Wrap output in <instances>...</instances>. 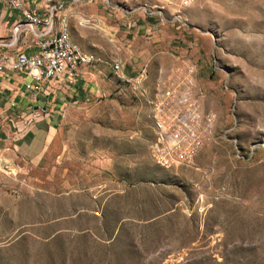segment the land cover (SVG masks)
<instances>
[{
	"label": "rangeland",
	"instance_id": "obj_1",
	"mask_svg": "<svg viewBox=\"0 0 264 264\" xmlns=\"http://www.w3.org/2000/svg\"><path fill=\"white\" fill-rule=\"evenodd\" d=\"M181 13L182 56L214 114L191 162L152 159L147 103L114 78L66 109L39 164L0 171V264H264V0H193ZM76 21L93 59L123 50ZM174 62H153L148 93Z\"/></svg>",
	"mask_w": 264,
	"mask_h": 264
},
{
	"label": "crops",
	"instance_id": "obj_2",
	"mask_svg": "<svg viewBox=\"0 0 264 264\" xmlns=\"http://www.w3.org/2000/svg\"><path fill=\"white\" fill-rule=\"evenodd\" d=\"M22 1L38 14L45 13V0ZM52 1L62 3L55 12L56 17L68 14V36L75 44H79V37L73 31L78 24L76 20L81 17L92 21L90 28L105 31L106 40L113 36L123 48L113 58L117 56L121 59L125 73L132 74L144 68L150 75L154 73L151 71L153 62L159 57L175 60L183 55L182 28L165 22L157 29H151L156 15L149 16L146 11L153 8V0ZM19 19L20 11L0 0V52L35 51L36 46L29 32L21 33L11 46L2 45V42L10 40L11 27ZM96 39L94 34L88 36L90 43H95ZM103 61L94 58L89 62H80L73 80L50 78L43 81L39 89H32L33 79L23 71L0 69V148L7 147L6 154L18 159L24 169L39 164L56 137L66 109L111 90L116 78L110 70L112 60L108 64ZM35 109L41 111V116L22 134L14 135L8 117L29 114Z\"/></svg>",
	"mask_w": 264,
	"mask_h": 264
},
{
	"label": "built area",
	"instance_id": "obj_3",
	"mask_svg": "<svg viewBox=\"0 0 264 264\" xmlns=\"http://www.w3.org/2000/svg\"><path fill=\"white\" fill-rule=\"evenodd\" d=\"M5 1L20 11L21 19L13 23L10 40L2 42V45L11 46L21 33L29 32L36 49L29 53L24 50L0 52V69L23 71L33 79L32 89H39L41 83L50 78L73 80L78 64L93 59L91 54L80 50L69 38L68 14L62 13L56 17L55 12L62 6L61 2L45 0V13L38 14L26 7L22 0ZM192 1L153 0V8L146 11L149 16L156 15L151 29L169 22L183 30L185 20L181 11ZM110 70L135 97L147 103L153 132L149 144L152 159L164 167L188 165L207 139L214 120L213 112L201 108L202 93L195 85L194 63L177 56L152 93L147 91L144 68L132 74L125 73L121 59L116 56L110 63ZM15 116L10 115L8 122L13 127V134L18 136L41 116V111L35 109L29 114ZM6 148H0V171L14 174L22 169V164L15 157L7 155Z\"/></svg>",
	"mask_w": 264,
	"mask_h": 264
}]
</instances>
